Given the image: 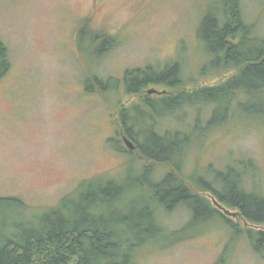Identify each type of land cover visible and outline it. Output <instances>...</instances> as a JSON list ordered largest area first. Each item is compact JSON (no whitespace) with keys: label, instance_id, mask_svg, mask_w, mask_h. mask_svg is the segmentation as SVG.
<instances>
[{"label":"rangeland","instance_id":"obj_1","mask_svg":"<svg viewBox=\"0 0 264 264\" xmlns=\"http://www.w3.org/2000/svg\"><path fill=\"white\" fill-rule=\"evenodd\" d=\"M219 1L0 0V40L10 63L0 78V197L22 200L28 206L27 218L55 207L60 197L84 179L124 176L128 161L130 173L135 175L140 158L119 153L107 139L116 136L118 104L137 103L139 95L125 94L121 84L116 92L89 93L82 83L84 74L91 68L102 78H121L125 69L146 64L159 68L178 58L181 77L188 81L186 89L217 83L227 74H197L204 55L196 29L206 8L214 2L220 7ZM238 2L244 19L255 21L256 32L264 35V0ZM85 18L90 29L103 30L117 39L92 64L83 59L75 41ZM148 89L150 95L170 91L153 85ZM208 111L200 110L203 118ZM193 112L182 108L174 116L161 117L159 126L182 129L191 122ZM203 139L201 147L197 142L189 148L181 170L184 181L240 227H251L234 210L190 184L188 177L210 162L220 165L231 157L252 156L258 165L255 177L264 185L263 125L231 116ZM157 169L161 173L168 168ZM164 215L169 227L178 228L189 213L177 205ZM253 226L264 229V224ZM199 232L159 249L144 245L134 264H213L229 231L219 221H212ZM233 248L230 264H264V258L253 253L243 239Z\"/></svg>","mask_w":264,"mask_h":264},{"label":"trees","instance_id":"obj_2","mask_svg":"<svg viewBox=\"0 0 264 264\" xmlns=\"http://www.w3.org/2000/svg\"><path fill=\"white\" fill-rule=\"evenodd\" d=\"M219 3L220 7L214 2L206 8L196 29L204 55L197 74H227L215 84L186 89L188 81L181 77L178 58L159 68L146 64L125 69L121 78H102L88 68L82 79L85 91L104 95L116 92L121 84L125 94L139 95L137 103L118 104L116 136L107 139L119 153L140 158L137 171L130 173L128 161L124 176L84 179L55 207L27 218L28 206L22 200L0 197V264H134L144 245L159 249L191 239L212 221L229 231L213 264H230L229 254L242 239L264 258V229L253 226L264 224V185L255 177L258 165L253 157H231L220 165L210 162L188 177L190 184L234 210L251 227H240L207 197L190 189L181 173L189 148L197 142L201 147L203 138L231 116L258 121L264 133V35L256 32L255 21L244 19L238 0ZM75 41L83 59L92 64L117 39L90 29L85 18ZM9 64L0 40V78ZM150 85L170 91L150 95L146 90ZM182 108L194 110L184 128L159 126L161 117L174 116ZM158 166L168 169L158 173ZM177 205L189 215L183 225L171 228L162 215Z\"/></svg>","mask_w":264,"mask_h":264}]
</instances>
